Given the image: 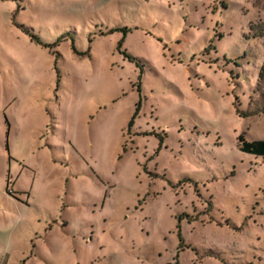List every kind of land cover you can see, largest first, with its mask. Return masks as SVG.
Returning <instances> with one entry per match:
<instances>
[{
  "label": "rangeland",
  "instance_id": "1",
  "mask_svg": "<svg viewBox=\"0 0 264 264\" xmlns=\"http://www.w3.org/2000/svg\"><path fill=\"white\" fill-rule=\"evenodd\" d=\"M260 21L264 0H0V264H264V158L238 140L264 139Z\"/></svg>",
  "mask_w": 264,
  "mask_h": 264
},
{
  "label": "trees",
  "instance_id": "2",
  "mask_svg": "<svg viewBox=\"0 0 264 264\" xmlns=\"http://www.w3.org/2000/svg\"><path fill=\"white\" fill-rule=\"evenodd\" d=\"M16 1V0H15ZM13 24L15 26H17L24 34H26L33 43L37 44V45H40L44 48H47L50 50V52L52 54H56L58 55L59 53L56 51V48L58 46H60V44H62L63 42L65 41H72V48H73V51L74 53L76 54H79V55H86L87 53L85 52H79L75 46V40H76V36L74 35V33L72 32H67V33H64L62 34L61 36L58 37V39L53 42V43H45L42 41L41 37L35 33V31L30 28V27H26L24 24H20L18 23L15 18H14V21H13ZM250 30L253 33V36L255 38L257 37H264V21H260L259 23L257 24H251L250 26ZM122 32L124 34V38L125 36L128 34V32L130 31L129 28L125 27V28H112L110 30H108L107 32H101V36H105V35H111L115 32ZM124 38L121 40V42L119 43L118 45V49L121 51L122 47H123V43H124ZM89 41L92 42L93 41V37L92 35L90 34L89 35ZM124 56L126 58H128L131 62H135L137 65H140L141 64V59L137 58V57H134L132 55H130L129 53L125 52L123 53ZM237 66H240L238 65L237 63ZM259 82L260 84L262 82H264V65L261 69V72H260V75H259ZM237 113L241 116V117H244V118H248L249 116H251V114L249 113H241L238 109H237ZM239 149L246 153V154H249V155H253L255 157H262L264 158V139H261V140H254V141H248L246 140L244 134L240 135L239 138Z\"/></svg>",
  "mask_w": 264,
  "mask_h": 264
}]
</instances>
